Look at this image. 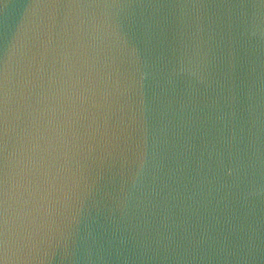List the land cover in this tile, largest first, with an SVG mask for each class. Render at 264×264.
<instances>
[{"label":"water","instance_id":"obj_1","mask_svg":"<svg viewBox=\"0 0 264 264\" xmlns=\"http://www.w3.org/2000/svg\"><path fill=\"white\" fill-rule=\"evenodd\" d=\"M0 264H264V0H0Z\"/></svg>","mask_w":264,"mask_h":264}]
</instances>
